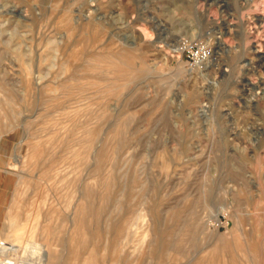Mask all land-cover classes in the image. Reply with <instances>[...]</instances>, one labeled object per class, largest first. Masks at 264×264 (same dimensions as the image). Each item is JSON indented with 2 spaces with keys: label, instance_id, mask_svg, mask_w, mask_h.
<instances>
[{
  "label": "rangeland",
  "instance_id": "obj_1",
  "mask_svg": "<svg viewBox=\"0 0 264 264\" xmlns=\"http://www.w3.org/2000/svg\"><path fill=\"white\" fill-rule=\"evenodd\" d=\"M0 154L35 264H264V0H0Z\"/></svg>",
  "mask_w": 264,
  "mask_h": 264
},
{
  "label": "crops",
  "instance_id": "obj_2",
  "mask_svg": "<svg viewBox=\"0 0 264 264\" xmlns=\"http://www.w3.org/2000/svg\"><path fill=\"white\" fill-rule=\"evenodd\" d=\"M16 185V173L7 166L0 154V255L5 252L8 257L20 256L22 259L25 246L32 244L27 240V234L33 237L32 230L27 224V217H20L17 214L12 216L9 229H6ZM22 207H24L22 198L18 196L17 208ZM2 243H5V246Z\"/></svg>",
  "mask_w": 264,
  "mask_h": 264
},
{
  "label": "bare ground",
  "instance_id": "obj_3",
  "mask_svg": "<svg viewBox=\"0 0 264 264\" xmlns=\"http://www.w3.org/2000/svg\"><path fill=\"white\" fill-rule=\"evenodd\" d=\"M37 80V79H36ZM45 146L44 145H39V144H35L34 145V149L31 151V158L32 157H34V159L33 160H35V157H40V155H41V149H43ZM45 154V153H44ZM31 161V160H30ZM2 244H4V246H5V243H2ZM34 250V249H33ZM74 252V251H73ZM3 253V255L6 257V258H8V259H10V260H15V258H20V256H13L12 258L11 257H8L7 256V254L5 253V252H2ZM23 259H25V260H28V261H30V262H32L33 264H35L34 263V256H33V253L31 252V250H30V252H29V256L28 257H24Z\"/></svg>",
  "mask_w": 264,
  "mask_h": 264
},
{
  "label": "built area",
  "instance_id": "obj_4",
  "mask_svg": "<svg viewBox=\"0 0 264 264\" xmlns=\"http://www.w3.org/2000/svg\"><path fill=\"white\" fill-rule=\"evenodd\" d=\"M0 264H33L32 262L25 260V259H21V258H15V260H10L8 258H6L3 253H1L0 255Z\"/></svg>",
  "mask_w": 264,
  "mask_h": 264
}]
</instances>
